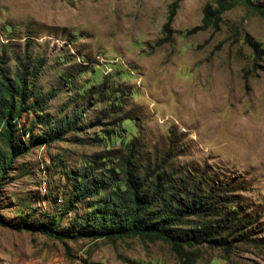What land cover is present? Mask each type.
Returning <instances> with one entry per match:
<instances>
[{"label": "rangeland", "instance_id": "obj_1", "mask_svg": "<svg viewBox=\"0 0 264 264\" xmlns=\"http://www.w3.org/2000/svg\"><path fill=\"white\" fill-rule=\"evenodd\" d=\"M215 1L0 0L1 67L42 63L29 83L55 93L43 120L81 115V130L41 143L47 127L22 103L16 134L30 148L0 175V264H184L161 240L11 228L73 235L97 200L66 210L77 169L95 163L120 184L132 148L142 171L168 158L175 180L232 198L249 240L200 246L194 264H264V15L239 0L217 28L190 32Z\"/></svg>", "mask_w": 264, "mask_h": 264}, {"label": "trees", "instance_id": "obj_2", "mask_svg": "<svg viewBox=\"0 0 264 264\" xmlns=\"http://www.w3.org/2000/svg\"><path fill=\"white\" fill-rule=\"evenodd\" d=\"M241 1L253 12L264 15V3ZM238 2L216 0L214 4L217 6L206 5L202 24L190 32L211 26L217 28L222 14ZM176 7L177 4L171 7L165 31L169 30ZM253 49L255 53L263 54L257 44L253 45ZM18 61L19 67L10 77L1 67L5 62L0 60V175L9 172L13 162L30 148V144L26 141L21 143L16 134V119L20 116L23 102L33 98L30 110L38 118L36 123L47 127L40 137L41 143L59 141L68 132L81 130L77 127L80 114L55 121L43 120L40 112L55 93L42 94L29 83V78L38 73L42 63L35 62L31 66L19 58ZM136 158L133 148L122 157L117 168L121 171L120 184L108 174L110 170L102 171L95 163L77 169L66 210L86 200H97L93 203V211L85 213L76 222L73 235L56 231L53 225L36 228L17 225L11 228L38 232L57 240L92 238L114 242L131 237L144 241L161 240L170 245L184 264L196 262L200 246L227 251L234 242L249 240L247 229L239 226L241 221L235 223V214L231 211L232 198L213 190H203V186L188 183L185 178L175 180L167 167L168 158L161 159L156 166L145 167L143 171ZM187 225L191 227L185 228Z\"/></svg>", "mask_w": 264, "mask_h": 264}]
</instances>
